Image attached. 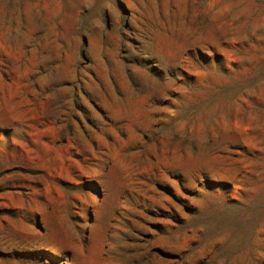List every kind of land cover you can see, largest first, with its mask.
I'll list each match as a JSON object with an SVG mask.
<instances>
[{
  "label": "rangeland",
  "instance_id": "374dc122",
  "mask_svg": "<svg viewBox=\"0 0 264 264\" xmlns=\"http://www.w3.org/2000/svg\"><path fill=\"white\" fill-rule=\"evenodd\" d=\"M0 264H264V0H0Z\"/></svg>",
  "mask_w": 264,
  "mask_h": 264
}]
</instances>
